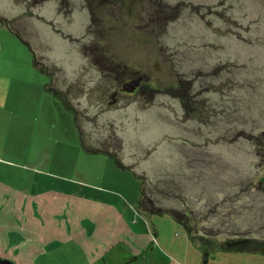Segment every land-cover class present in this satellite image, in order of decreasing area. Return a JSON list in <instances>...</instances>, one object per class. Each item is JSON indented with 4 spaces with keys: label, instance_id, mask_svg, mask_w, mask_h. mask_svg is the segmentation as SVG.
Segmentation results:
<instances>
[{
    "label": "rangeland",
    "instance_id": "obj_1",
    "mask_svg": "<svg viewBox=\"0 0 264 264\" xmlns=\"http://www.w3.org/2000/svg\"><path fill=\"white\" fill-rule=\"evenodd\" d=\"M248 2L0 0V16L14 19L51 74L0 21V184L52 192L72 250L51 264H203L204 257L172 214L140 211L141 180L132 170L83 148L72 112L47 89L51 77L78 107L83 130L112 134L113 151L139 172L155 181L157 170L194 178L202 163L218 160L232 203L247 213L264 208V144L250 135L264 131V4L258 11ZM140 76L134 91L123 89ZM191 92L208 104L201 117L184 102ZM230 208L221 211L226 222ZM260 217L264 225V211ZM7 227L15 234V221ZM18 252L19 241L0 237L1 259L19 261ZM208 264H264V253L216 247Z\"/></svg>",
    "mask_w": 264,
    "mask_h": 264
},
{
    "label": "trees",
    "instance_id": "obj_2",
    "mask_svg": "<svg viewBox=\"0 0 264 264\" xmlns=\"http://www.w3.org/2000/svg\"><path fill=\"white\" fill-rule=\"evenodd\" d=\"M251 2H248L250 8L255 7L256 10L261 11V5L264 4L262 0H251ZM94 4L91 3V6ZM247 17L249 16L247 15ZM0 21L6 24L24 43L29 45L34 54V65L41 71L48 72L40 63L37 51H35L31 41L23 35L20 28L14 25V19L0 16ZM199 69V75L202 76L205 72H201L202 69ZM212 69L216 71L218 67L215 66ZM52 80L53 78L51 77V81L47 84V89L59 97L72 112L83 148L92 153H105L114 158L118 166L131 168L141 180L140 211L145 214H172L185 228L189 239L200 243L204 247L203 264H208L211 250L216 247L227 251H257L264 253V225L261 222L262 220H260V215L264 211V208H254L249 211L250 213H247L248 210L238 209L232 203L234 196L231 198L233 194L229 192V186L227 185L228 178L219 172L223 168V164L220 161L216 160V166H214L215 163H210L209 161L202 163L199 166L202 175L200 174L199 177L194 178H185L179 175L178 172L158 174L157 170L154 172L157 176V180L155 181L151 177V174L139 172V168L138 170L132 164L126 163L124 157L113 151L114 136L112 134L107 136L92 130H83L84 127L81 124L83 122L80 121L78 107L68 99L61 89L52 85ZM182 81L184 82V79ZM174 90L177 92L179 86ZM182 97L184 102L188 103L189 110L199 117L206 113L207 108H209L208 104H206L207 108H204L203 104L196 100L198 98L195 92L187 93ZM250 135L257 145L259 144L258 146L261 147L264 144V131H261L259 134L254 132ZM220 178H224L225 180H220ZM220 188L222 191H220ZM213 189H216L215 192ZM217 191L224 192L226 197L220 196ZM200 201H203L204 204L201 208H198L196 204L200 203ZM223 207H233L235 210L230 208V211H228L229 220L227 222L224 221L223 213L221 212ZM234 213H237L239 215L237 218H242V220H235ZM215 217H222V220L214 223L213 218ZM244 218H250L247 225L243 224ZM196 221H202L203 226L201 228L195 226L194 224L197 225ZM207 221L212 223L206 225ZM222 234H226L224 239L219 238Z\"/></svg>",
    "mask_w": 264,
    "mask_h": 264
},
{
    "label": "crops",
    "instance_id": "obj_3",
    "mask_svg": "<svg viewBox=\"0 0 264 264\" xmlns=\"http://www.w3.org/2000/svg\"><path fill=\"white\" fill-rule=\"evenodd\" d=\"M118 167L132 170L131 168ZM50 193L52 194L49 191L32 195L19 188L0 184V227L8 231L6 235L0 234V237L19 241V261L24 264L31 262L33 264H51L54 261H60L63 257L62 254L65 255L72 250L69 247L70 236L67 237L61 233V230L67 226L56 217V208L51 203L52 195ZM5 197L8 199L5 200ZM14 221L16 224L15 234L11 233L12 229L7 227ZM63 244L68 248L64 249ZM29 247L31 251L28 250ZM56 249L60 252L58 258H54L56 253L53 250ZM19 261H16L17 264H21ZM105 262L100 263L99 261L100 264H105Z\"/></svg>",
    "mask_w": 264,
    "mask_h": 264
},
{
    "label": "water",
    "instance_id": "obj_4",
    "mask_svg": "<svg viewBox=\"0 0 264 264\" xmlns=\"http://www.w3.org/2000/svg\"><path fill=\"white\" fill-rule=\"evenodd\" d=\"M142 80L143 78L140 76L130 81H127L124 83L123 89L127 91H134L142 83ZM0 264H17V263L11 259L0 258Z\"/></svg>",
    "mask_w": 264,
    "mask_h": 264
}]
</instances>
